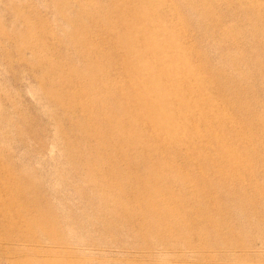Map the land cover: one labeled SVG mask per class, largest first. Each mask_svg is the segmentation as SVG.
<instances>
[{"label":"rangeland","instance_id":"obj_1","mask_svg":"<svg viewBox=\"0 0 264 264\" xmlns=\"http://www.w3.org/2000/svg\"><path fill=\"white\" fill-rule=\"evenodd\" d=\"M0 264H264V0H0Z\"/></svg>","mask_w":264,"mask_h":264}]
</instances>
